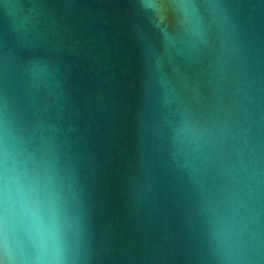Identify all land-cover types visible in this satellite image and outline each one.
<instances>
[{
	"label": "water",
	"instance_id": "95a60500",
	"mask_svg": "<svg viewBox=\"0 0 264 264\" xmlns=\"http://www.w3.org/2000/svg\"><path fill=\"white\" fill-rule=\"evenodd\" d=\"M0 264H264V0H0Z\"/></svg>",
	"mask_w": 264,
	"mask_h": 264
}]
</instances>
